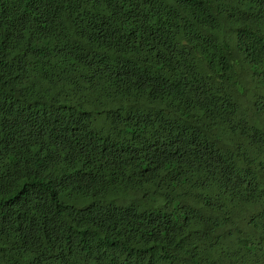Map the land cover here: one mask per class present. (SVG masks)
Listing matches in <instances>:
<instances>
[{"label":"trees","instance_id":"16d2710c","mask_svg":"<svg viewBox=\"0 0 264 264\" xmlns=\"http://www.w3.org/2000/svg\"><path fill=\"white\" fill-rule=\"evenodd\" d=\"M0 264H264V0H0Z\"/></svg>","mask_w":264,"mask_h":264}]
</instances>
